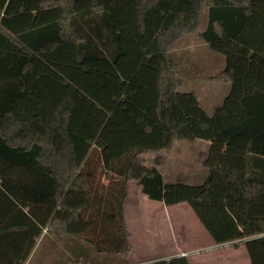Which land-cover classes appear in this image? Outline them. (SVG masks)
Masks as SVG:
<instances>
[{
  "label": "trees",
  "instance_id": "trees-1",
  "mask_svg": "<svg viewBox=\"0 0 264 264\" xmlns=\"http://www.w3.org/2000/svg\"><path fill=\"white\" fill-rule=\"evenodd\" d=\"M204 9L199 36L225 58L206 77L231 84L212 114L181 90L171 53ZM180 139L210 142L199 184L166 183L147 164ZM252 153L264 164V0H0V264H26L45 229L69 258L130 264L131 180L167 206L188 203L217 244L247 238L264 264Z\"/></svg>",
  "mask_w": 264,
  "mask_h": 264
},
{
  "label": "crops",
  "instance_id": "crops-1",
  "mask_svg": "<svg viewBox=\"0 0 264 264\" xmlns=\"http://www.w3.org/2000/svg\"><path fill=\"white\" fill-rule=\"evenodd\" d=\"M206 26L207 21L206 24L201 28L199 27L196 32L182 35V37L171 49L173 57L180 64L181 77L183 78L182 87L185 85L186 80L192 81L187 83L193 85L195 77H199L195 73H192L191 75L183 74L184 70L187 68L195 70V65L190 61L195 59L193 54L195 49L198 47H201L203 50H205L204 52L206 54L199 64L200 66H203L207 69V74L209 76L217 74L224 67V56L211 50L206 42L199 36V33L203 31ZM206 79L208 81L215 82L208 77ZM217 82L219 84L223 83V85L220 84L221 88L218 87V89H220V97L217 98L218 100L204 95V97L208 98V100L203 102V98L200 97L201 94H199L195 87H188L184 91H196L199 95V99L203 108L209 114H212L218 107L222 105L225 97L230 93L231 90L230 83L220 81ZM200 141L204 143L203 145L205 146V149L202 150L200 157L202 160L198 163V168L194 167L192 164L191 167L194 168L191 170H182L180 167V165L183 166L182 162H180L181 164L177 168L173 162L174 160H172V163H170V167L173 170L167 169L163 166V163L165 162V156H167L166 159L171 158L174 153L173 151L176 149L180 152L187 151L186 149L188 148H179V145L177 147V144L170 153L162 151L157 154L147 156V164L149 163V166H158L164 175L166 183L185 182L189 184H199L202 180H204L208 172L207 168L204 166V159L210 146L209 141ZM252 156V164H249L251 167L249 169L253 172L260 173L264 170V164L260 162L253 153ZM157 158L161 159V163L158 165L156 164ZM173 164L175 169L173 168ZM108 182V180L105 181V184H108ZM31 204L32 203L25 205V211L29 210ZM124 211L126 221L131 232L130 240L133 245V249L128 257L130 264H144L147 262L149 263V261L153 262L151 259L155 256H160V258L153 260L169 259V257H166L167 255L175 256V253L179 254L181 251L203 249L209 250V248H212L215 244L216 246L222 245L217 244L214 241L213 237L201 223L188 203L167 206L163 201L149 198L143 192L142 187L135 180H131L128 183V196L125 200ZM53 235L54 234L49 232L47 229L44 230L43 235L37 240L33 252L30 255V262L42 243H47L48 245L45 246L47 248H53ZM139 238L140 240H138ZM246 240L247 238H243L237 241L224 243L225 259H196L190 260V262L191 264H252L248 249L245 244ZM138 252L141 253L139 254ZM133 254H135V256ZM133 256L135 258H133ZM188 256L189 255H187V257ZM29 260L26 264H28Z\"/></svg>",
  "mask_w": 264,
  "mask_h": 264
},
{
  "label": "rangeland",
  "instance_id": "rangeland-1",
  "mask_svg": "<svg viewBox=\"0 0 264 264\" xmlns=\"http://www.w3.org/2000/svg\"><path fill=\"white\" fill-rule=\"evenodd\" d=\"M206 21H207V15H206V9H204L202 16H201L200 28L206 24ZM193 38H195V37H193ZM204 51L205 50H203L201 47H198L197 49H195V52L193 54V57L195 59L190 61L192 64L195 65V70L187 68L184 70V72L182 71L183 74L191 75L192 73H195L199 77H195V80L193 81L194 82L193 85H190L187 83V82H192V81L186 80L185 85L183 87H181L182 91H184L188 87H195L198 90L199 94H201L200 97L203 98V102L208 100V98L204 97V95L218 100L217 98L220 97V95H219L220 89H218V87L221 88V85H223V83H220L221 84L220 85L217 81L211 82V81H208L206 79L207 78L206 76L208 75L207 69L203 66H200V64H199L206 54ZM176 144H177V147L179 145V148H188V149H186L187 151L180 152L176 149L175 151H173L174 153L171 156V158L166 159L167 156H165V158H164L165 162L163 163V166L167 169L173 170L170 167V163H172V160H174L173 162L177 168L181 164L180 162H182L183 166L180 165L182 170H191L194 167L198 168V163L202 160V159H200L202 150L205 149V146L203 145L204 143H202L200 140L192 141V140H188V139H180L177 141ZM165 163H166V166H165ZM174 164H173V168L175 169ZM192 164L194 165V167H191ZM148 165H149V163H148ZM138 240H140V238ZM47 245L48 244L45 242L42 243V245L39 247V249L35 252V254L32 258V261L30 262V260H29L28 264H68V263H70V264H73V263L88 264V262L86 261L85 258H81V259L69 258V254L71 252L58 251V250H54L50 247L47 248V247H45ZM59 247H61V246H59ZM135 252H136V246H135ZM138 253L140 254L141 252H138ZM182 253H187V255H189L188 256L189 261L190 260H196V259H209V258H211V259H218V258L219 259H225V244L218 245V246H216V244H215L212 248H209V250L203 249V250L181 251V252H179V254L175 253L174 255L175 256H181ZM133 255L135 256V254H133ZM134 256H133V258H135ZM92 257H93V260L95 261V264H98V262H99L98 260L100 258L105 259L104 257L101 256V254H98L95 251H94V253H92ZM110 257L113 260L117 258V256H115V255L110 256ZM166 257L171 258L174 256L173 255L172 256L167 255ZM158 258H160V256H155L151 260L157 261V260H153V259H158ZM142 262H144V261H142Z\"/></svg>",
  "mask_w": 264,
  "mask_h": 264
},
{
  "label": "built area",
  "instance_id": "built-area-1",
  "mask_svg": "<svg viewBox=\"0 0 264 264\" xmlns=\"http://www.w3.org/2000/svg\"><path fill=\"white\" fill-rule=\"evenodd\" d=\"M264 235V234H263ZM181 256H187V253H182Z\"/></svg>",
  "mask_w": 264,
  "mask_h": 264
}]
</instances>
